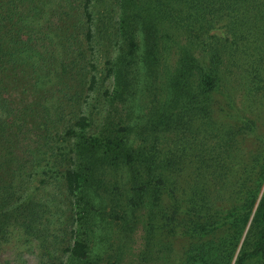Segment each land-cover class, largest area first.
Listing matches in <instances>:
<instances>
[{
	"label": "trees",
	"instance_id": "trees-1",
	"mask_svg": "<svg viewBox=\"0 0 264 264\" xmlns=\"http://www.w3.org/2000/svg\"><path fill=\"white\" fill-rule=\"evenodd\" d=\"M116 4L119 14L112 25L111 17L101 14L105 0H0V210L8 208L0 219L6 216L25 225L38 216L30 205L13 206L15 186L8 178L19 174V168L29 166L32 175L45 161L41 174L46 175L57 167L81 217L93 207L88 192L101 186V174L123 169L130 192L126 208L143 218L144 248L139 254L149 251L155 236L170 228L169 233L179 230L189 240L180 264L264 260V139L262 149L248 150L250 161L231 180L239 138L252 133L254 122L222 124V138L215 146L205 138L221 128L213 117L221 110L217 96L226 83L229 92L235 83L230 80L237 77L245 78L252 89L264 88V0H116ZM79 36L87 44L96 38L112 43L115 38L121 42L126 66L137 58L140 39L141 69L136 75L115 72L109 94L113 107L99 130L89 134V119L79 115L60 136L40 84L52 78L55 52L65 45L70 51ZM160 66L166 73L155 90ZM66 73L61 72L65 79ZM141 77L145 87L139 101H145V107L133 119V109L129 118L121 108L128 102L133 108L130 97H135ZM58 79L62 83L61 76ZM26 127L34 129L32 142L27 141ZM62 136L74 138L71 147ZM18 141L33 147L25 146L22 156L16 151ZM49 157H55L59 166L47 162ZM218 186L229 188L222 199L215 197ZM112 200L117 219L118 199ZM3 234L0 222V238ZM69 256L88 261L87 243L75 238Z\"/></svg>",
	"mask_w": 264,
	"mask_h": 264
},
{
	"label": "rangeland",
	"instance_id": "rangeland-1",
	"mask_svg": "<svg viewBox=\"0 0 264 264\" xmlns=\"http://www.w3.org/2000/svg\"><path fill=\"white\" fill-rule=\"evenodd\" d=\"M105 2L106 9L101 11V14L111 17L112 25H115L119 14L116 0H105ZM111 39L112 43L96 38L92 44H87L79 36L70 51H66L67 45H65L55 52L52 78L41 82L40 87L43 89L40 93L43 98H47L44 105L48 107L51 117L54 120L59 119V122L51 120L56 123L55 132L60 136L67 127L72 126L74 118L79 115L89 119L91 123L87 128L89 134L99 130L113 107L109 94L115 86V72L119 71L125 75L127 72H133L136 75L135 71L141 69L139 59L143 54L142 41L138 39L137 58L130 63L131 66H126L122 55L123 49H120L121 42H115L113 37ZM64 70L69 75L67 79L61 75ZM158 70L156 81H153L155 90L162 85L161 81L166 73L164 67L160 66ZM139 74L143 75L145 71L139 70ZM60 76L62 83L58 79ZM69 78L73 80L70 81ZM233 80L235 83L231 93L227 90L226 83L217 96L221 110L213 119L221 128L214 129L212 134L206 133L205 137L211 140L207 144L215 146L222 138V124L242 123L247 119L254 122L252 133L242 139L239 138L237 145L239 150L231 163L234 167L231 169V180L234 179L232 174L238 172L245 161H250L247 157L248 150L253 152L262 149L260 141L264 139V88H250L248 83L245 84V81L247 82L245 78L237 77L230 81ZM139 82L140 84L135 86V97H130L133 99V108L129 107V102L127 106L124 104V108H121L127 110L128 114L133 109V119H138L137 114H140L145 107V101L142 100L144 104L139 101L142 98L140 93L145 87L142 77ZM51 90H54V93L50 99L48 95ZM227 92L231 96L232 105L227 100ZM26 97L31 101V96ZM232 98L235 99L234 104ZM222 104L224 112H222ZM117 105L119 108L122 106L120 103ZM138 109L140 111H137ZM129 118H131L130 114ZM28 126H31V123H28ZM25 132L30 136L27 141L32 142L34 129L26 127ZM202 136L203 134L199 133L197 138L200 140ZM61 138L65 145L72 146L73 137ZM27 145L33 147L32 144L18 141L15 144L17 153L23 156ZM43 150L46 151L45 148ZM191 153L197 152L193 150ZM190 156L195 163L193 155ZM46 159L52 165L56 162L55 157ZM0 164H2L1 160ZM44 164L45 161L36 167L32 175L28 166L19 168V174L8 178L9 183L15 186L13 206L30 205L29 209L37 211L38 216L25 225L15 219L8 221L6 216L3 221L2 218L0 219L4 231L0 238V264H180L189 240L179 230L169 233V228L163 235L157 234L154 242L147 246L149 251L139 254L138 249L142 252L144 248L142 237L144 231L141 229L143 218L140 219V212H134L132 215L127 209L129 207L126 206V202L130 192L125 170L109 169L101 174V186H92L88 192L93 207H90V210L86 209L85 217H81L73 206V199L66 191L59 169L55 167L51 172L43 175L41 170L44 169ZM54 164L59 166L56 165L57 162ZM17 165L14 164L16 167ZM7 184L8 182L5 181L4 185ZM226 190L229 188L222 190V186H218L215 192L216 199H222V193L226 196ZM113 198L118 199L116 200L118 201L117 219L114 218L112 209L115 202ZM0 212L5 214L8 208L4 207ZM173 224V222L167 223L168 226ZM75 238H81L87 243L88 261L78 262L70 258L69 247ZM263 261L256 260L251 264H264Z\"/></svg>",
	"mask_w": 264,
	"mask_h": 264
}]
</instances>
